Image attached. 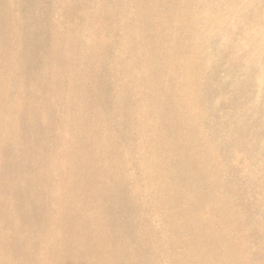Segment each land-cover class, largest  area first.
Masks as SVG:
<instances>
[{"label":"rangeland","instance_id":"rangeland-1","mask_svg":"<svg viewBox=\"0 0 264 264\" xmlns=\"http://www.w3.org/2000/svg\"><path fill=\"white\" fill-rule=\"evenodd\" d=\"M0 264H264V0H0Z\"/></svg>","mask_w":264,"mask_h":264}]
</instances>
